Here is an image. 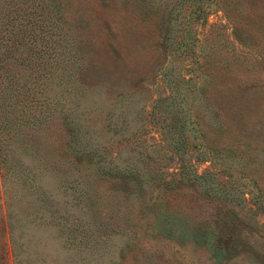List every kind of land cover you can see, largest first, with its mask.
Returning a JSON list of instances; mask_svg holds the SVG:
<instances>
[{"label":"rangeland","instance_id":"rangeland-1","mask_svg":"<svg viewBox=\"0 0 264 264\" xmlns=\"http://www.w3.org/2000/svg\"><path fill=\"white\" fill-rule=\"evenodd\" d=\"M177 2L186 17L165 21ZM62 3L76 70L54 100L73 109L76 143L60 111L11 144L1 128L48 201L0 160V264H264V0H205L198 15L184 0ZM170 90L186 116L172 99L162 112ZM182 131L179 154L203 181L182 174L170 138ZM100 154L136 178L103 174Z\"/></svg>","mask_w":264,"mask_h":264},{"label":"trees","instance_id":"trees-1","mask_svg":"<svg viewBox=\"0 0 264 264\" xmlns=\"http://www.w3.org/2000/svg\"><path fill=\"white\" fill-rule=\"evenodd\" d=\"M184 1L188 2L190 12H193L194 15L203 14L207 9V5L204 3L205 0ZM62 2L63 0H0V99L3 100V114L8 116H6V121L0 124V131L1 128L10 126V144L13 132L16 129L20 133H27L31 128H37L35 126H39L48 116L58 113L57 111H60L59 113L63 115V118L69 124V145L73 146L76 143L78 129L70 125L75 124L74 117L70 113L73 109L65 103L56 104L55 100H58L56 97L54 100L56 86H62L63 94L69 91L71 85L74 87L76 70V61L73 57V41L67 35V27L63 25ZM187 4L185 3V5ZM178 5H180V2H177L169 10H167V5L161 7V15L166 11L168 14L164 18L165 21L180 20L179 17H186L183 11L180 10L182 7L178 8ZM169 26L172 27L170 24ZM184 30L191 32L190 30L193 29L187 27ZM50 90L53 97H49ZM167 99L181 103L179 108L184 111L186 116L185 113L188 112V109H184L182 106L183 98L180 101L177 94L171 90L162 98L164 105L162 112L170 110V100ZM166 116L170 117V122L166 123L171 129H174L177 121L180 122L181 129L185 125L182 117L177 120L169 113ZM170 138L174 144L172 148L181 158L182 168L185 167L182 174L184 176L187 174L186 176L193 183L203 181L204 174L197 171L190 172L186 168V162H183L184 156L182 153L179 154V150H183L182 152L187 151L186 132L182 131V134L177 135V137L171 133ZM8 154V151L0 144L2 175H7L9 170L17 174L20 173L19 176L22 175L23 193H27V195L34 193L37 199L48 201L45 199L44 190H41L43 195L38 194L37 190L40 185L34 186L33 179L36 177V171L31 166L19 161L18 157H15L11 152V148L10 157H8ZM100 155L101 158L95 160L103 174L107 173L108 176L118 177L119 174H123L120 176L127 179L136 178V171H139L136 166L126 164L120 170L112 172L110 171V165L106 163V157L103 154ZM30 174L32 177H30ZM206 182L204 190L213 192L212 189L215 190L216 187H213L209 181ZM189 233L187 231V234ZM211 234L213 233L205 234V242H209L211 245L215 243L220 245L214 237L213 240L209 239ZM215 247L223 252V246L217 247L215 245ZM14 253L16 254V251Z\"/></svg>","mask_w":264,"mask_h":264}]
</instances>
